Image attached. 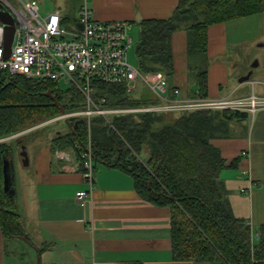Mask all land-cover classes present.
<instances>
[{"label":"trees","instance_id":"1","mask_svg":"<svg viewBox=\"0 0 264 264\" xmlns=\"http://www.w3.org/2000/svg\"><path fill=\"white\" fill-rule=\"evenodd\" d=\"M72 1V8L62 11L65 25L74 23L72 9L81 4V0ZM262 13L264 0H179L169 18L138 22L137 67L145 73L161 71L171 78V38L182 23L187 24V53L197 56L198 62L193 65L198 68L196 87L200 96L206 97L208 27ZM93 84L96 97H104L108 108L155 102L149 98L131 99L124 86ZM49 93L55 100L47 96ZM59 106L65 112L82 110L84 100L71 87L20 76L5 77L0 84V139L59 116ZM244 117L246 112L199 110L180 113L170 121L159 113L113 116L109 123L100 116L90 120L95 166L122 169L133 178L143 201L169 209L174 261L264 264V223L258 229V242L253 243L247 223L233 215L220 178L226 163L210 144L211 139L226 136L233 121ZM69 123L71 130L51 139L53 154L57 150L77 154L75 144H85L88 128L84 119ZM11 151L7 142H0V230L5 239H18L28 246L22 241L31 244L20 222L15 194L3 190V161ZM142 153L146 154L145 160L141 159ZM46 248L38 247L37 254Z\"/></svg>","mask_w":264,"mask_h":264},{"label":"crops","instance_id":"2","mask_svg":"<svg viewBox=\"0 0 264 264\" xmlns=\"http://www.w3.org/2000/svg\"><path fill=\"white\" fill-rule=\"evenodd\" d=\"M178 1L87 2L95 20L126 21L133 30L141 20L169 18ZM249 19L263 21L264 13L208 27L206 98H264L261 60L257 58L252 70L241 75L235 63L239 59L235 57L237 50H232L237 45V33L253 23ZM258 46L264 47V42ZM171 50L174 74L168 79L169 93L176 91L178 97L191 99L197 91L196 79L190 83L187 70L190 57L192 65L198 60L187 53L185 27L172 35ZM50 141L46 140L40 149H34L39 141H29L28 164L24 165L28 171L21 178V191L16 199L20 222L29 241L36 248L47 247L39 255L40 264H210L173 260L169 209L143 201L133 178L120 168L97 164L94 190L79 205L76 192L88 188L79 166L76 163L65 166L64 161L57 160ZM210 144L219 150L226 163L220 178L233 215L250 224L251 241L257 243L258 229L264 223V109L254 115L246 112V117L229 125L226 136L215 137ZM9 242L0 230V264H20Z\"/></svg>","mask_w":264,"mask_h":264},{"label":"built area","instance_id":"3","mask_svg":"<svg viewBox=\"0 0 264 264\" xmlns=\"http://www.w3.org/2000/svg\"><path fill=\"white\" fill-rule=\"evenodd\" d=\"M88 0H81L77 16L72 24L65 25L61 10L40 14L39 0H0V5L14 22V35L7 56L4 46L5 25L0 23V84L5 77L20 76L27 80L49 81L59 87L76 89L84 100L82 110H71L44 121L25 131H33L50 122L90 119L109 114L162 113L192 111L247 112L250 115L264 109V98L246 100L201 97L185 99L170 94L168 80L161 71L142 72L128 62L132 24L115 20L100 22L93 18ZM94 82L124 86L128 95L145 86L154 96L156 104L131 108H108L104 97H96ZM24 132L9 136L15 139ZM2 140L0 139V142ZM77 154L70 150H57L54 157L65 166L74 163L87 184L86 190L75 194V200L83 205L94 190L96 166L93 157L91 134L83 146L75 144ZM74 170L73 167L70 168ZM244 192V191H242ZM250 226V224H248Z\"/></svg>","mask_w":264,"mask_h":264},{"label":"rangeland","instance_id":"4","mask_svg":"<svg viewBox=\"0 0 264 264\" xmlns=\"http://www.w3.org/2000/svg\"><path fill=\"white\" fill-rule=\"evenodd\" d=\"M80 1V0H78ZM72 0H39V7H40V14H44L48 11H56V10H62V11H67L72 8ZM79 9V8H78ZM77 7L72 9L71 15L76 17L77 12H78ZM251 23L249 26L245 27L246 29L244 31H240L237 33L238 41L237 45L232 48L234 50L236 48L237 50V55L235 57L239 59L235 62L236 64L239 65V73L241 75L243 74H248L257 62V58H259L262 62V66H264V47H259L258 45L261 42H264V20H260L259 22L253 21L256 19H249ZM187 24H181L180 28H184ZM138 35H139V29L137 26L133 28L131 31V45L128 50L127 54V59L128 62L133 65L137 66V59L135 56V47L138 42ZM248 39V42H244ZM247 51V52H246ZM242 59V60H240ZM193 67V68H192ZM198 71V68L192 65L191 63V57H190V65H189V81L190 83L195 80V73ZM245 77V76H244ZM64 88V87H63ZM127 93V92H126ZM128 94V93H127ZM253 96L249 97L248 99L252 98ZM131 99H137V100H144L148 99L152 101H155V98L153 95L150 94L149 90L145 86H140L139 90L134 93L133 95H130ZM235 100H246V99H235ZM151 104V103H150ZM156 104V101L154 102ZM153 104V105H154ZM185 113V112H182ZM181 113V114H182ZM159 114H164L167 116V120L170 121L172 118L176 117L178 114L175 115V112H162ZM113 116H121L119 114H109L108 117H102L103 119L106 120V122L109 123V120ZM83 119V118H82ZM81 120V119H78ZM91 120V119H90ZM84 121L87 124L88 132H87V137L89 138V131H90V121L84 119ZM68 127L65 123V121H54L50 122L47 125H44L38 129H35L33 131H21L24 132L22 135L18 136L17 138L9 139L8 137L6 138H1V142H7L8 145L12 148L11 154L8 157L7 160L11 161V167H12V188L15 191V200L19 199V194L21 191V186H22V181L21 178L27 173V168L24 166V162L22 158L20 157V147L22 145L25 146L26 148V153H27V146L29 141H39L35 142L34 149H40L43 144L46 143V140H51L56 133H66L68 132ZM19 133V132H18ZM31 143V142H30ZM39 143V144H38ZM30 151V149H29ZM141 159L145 160L146 159V154L142 153L141 154ZM100 166V164H99ZM10 242V249L17 252V258L20 261L19 263H29L30 264H35V253L32 248L29 246L24 245L20 240L17 239H9ZM13 257V256H12Z\"/></svg>","mask_w":264,"mask_h":264},{"label":"water","instance_id":"5","mask_svg":"<svg viewBox=\"0 0 264 264\" xmlns=\"http://www.w3.org/2000/svg\"><path fill=\"white\" fill-rule=\"evenodd\" d=\"M0 23L5 25V36H4V46L6 48V52H7V56L10 52V48H11V44H12V40H13V35H14V22L13 19L11 17V15L9 13H6L3 10V7L0 5ZM249 76H246L245 79H248ZM48 97H51L52 100H55L54 97L52 96L51 93H49L47 95ZM59 104H57L58 106ZM60 112L63 113L64 109L62 107H60ZM68 129L71 130V125L68 121L65 122ZM20 157L22 158L24 165L26 166L28 164V157H27V153H26V148L24 145H22L20 147ZM10 170H12L11 167V161L5 159L3 161V190L6 193H11L13 194L14 191L12 189V174L10 172ZM23 242H25L26 244H28V246L30 248H32L36 254V264H40V257L37 254V248L34 247L32 244H30L26 239L22 240Z\"/></svg>","mask_w":264,"mask_h":264}]
</instances>
